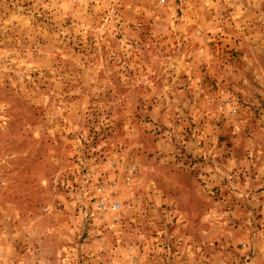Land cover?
Listing matches in <instances>:
<instances>
[{"label":"rangeland","instance_id":"374dc122","mask_svg":"<svg viewBox=\"0 0 264 264\" xmlns=\"http://www.w3.org/2000/svg\"><path fill=\"white\" fill-rule=\"evenodd\" d=\"M0 264H264V0H0Z\"/></svg>","mask_w":264,"mask_h":264}]
</instances>
